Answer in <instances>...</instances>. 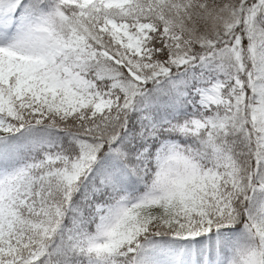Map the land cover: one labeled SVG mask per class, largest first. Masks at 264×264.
<instances>
[{
	"label": "snow or ice",
	"instance_id": "obj_1",
	"mask_svg": "<svg viewBox=\"0 0 264 264\" xmlns=\"http://www.w3.org/2000/svg\"><path fill=\"white\" fill-rule=\"evenodd\" d=\"M0 264H264V0H0Z\"/></svg>",
	"mask_w": 264,
	"mask_h": 264
}]
</instances>
